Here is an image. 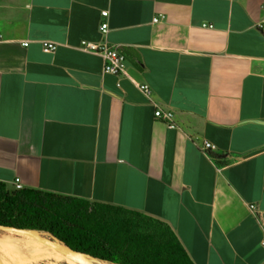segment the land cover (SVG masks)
Returning <instances> with one entry per match:
<instances>
[{"label": "crops", "instance_id": "1", "mask_svg": "<svg viewBox=\"0 0 264 264\" xmlns=\"http://www.w3.org/2000/svg\"><path fill=\"white\" fill-rule=\"evenodd\" d=\"M15 179L162 222L193 264H264V0H0V183Z\"/></svg>", "mask_w": 264, "mask_h": 264}, {"label": "trees", "instance_id": "2", "mask_svg": "<svg viewBox=\"0 0 264 264\" xmlns=\"http://www.w3.org/2000/svg\"><path fill=\"white\" fill-rule=\"evenodd\" d=\"M0 226L46 232L106 264H193L173 231L144 214L2 183Z\"/></svg>", "mask_w": 264, "mask_h": 264}, {"label": "water", "instance_id": "3", "mask_svg": "<svg viewBox=\"0 0 264 264\" xmlns=\"http://www.w3.org/2000/svg\"><path fill=\"white\" fill-rule=\"evenodd\" d=\"M0 264H106L48 233L0 226Z\"/></svg>", "mask_w": 264, "mask_h": 264}, {"label": "built area", "instance_id": "4", "mask_svg": "<svg viewBox=\"0 0 264 264\" xmlns=\"http://www.w3.org/2000/svg\"><path fill=\"white\" fill-rule=\"evenodd\" d=\"M108 12L103 11L101 13L102 18H107ZM164 19L163 15H159V17H156L152 20L153 24L158 23ZM203 28L212 29L213 27L211 25H202ZM99 31L102 36H105L108 33V24L106 22L101 23L99 27ZM28 43H22L23 47H27ZM42 52L46 54H52L56 51L58 45L55 43L50 42H42ZM79 49L87 54L96 55L99 56L103 61V74L105 75H111L115 77L119 76H126L125 73V57L114 47L107 46L105 43H93V42H81V45ZM134 86L145 96H150V90L147 85H139L134 82H132ZM154 117L156 119H160L162 121H165L168 123V127L173 129L175 126L172 123V113L169 111L163 112L160 109H156L154 112ZM202 152L207 154V152L214 151L215 147L211 145L208 142H204L202 144ZM13 190L19 191L22 190L23 187L19 181V179H15L13 183ZM253 209V208H252Z\"/></svg>", "mask_w": 264, "mask_h": 264}, {"label": "rangeland", "instance_id": "5", "mask_svg": "<svg viewBox=\"0 0 264 264\" xmlns=\"http://www.w3.org/2000/svg\"><path fill=\"white\" fill-rule=\"evenodd\" d=\"M43 233H46V232H43Z\"/></svg>", "mask_w": 264, "mask_h": 264}]
</instances>
